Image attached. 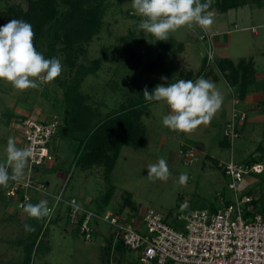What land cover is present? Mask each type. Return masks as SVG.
Wrapping results in <instances>:
<instances>
[{
	"label": "rangeland",
	"instance_id": "1",
	"mask_svg": "<svg viewBox=\"0 0 264 264\" xmlns=\"http://www.w3.org/2000/svg\"><path fill=\"white\" fill-rule=\"evenodd\" d=\"M11 2L24 6V0H3L0 1V11ZM210 13L214 23L208 31L193 25L192 28L181 27L169 34V38L173 37L183 44L184 52L189 56L188 67L193 72H198L199 69L196 68L201 53L204 57L205 47V44L199 42L198 36L205 33L216 36L214 43L211 40L210 65L213 61L217 63L221 58L230 61L234 68L239 65L248 68L250 65L253 72H247L245 79L253 81L252 86L254 83L260 84L261 80L256 81V75L261 74L258 78L264 75V1L259 8L247 3L223 14L213 11ZM141 19L132 8V1L106 0L98 32L86 45L85 53L76 58L75 65H88L93 59L104 54L99 68L84 77L80 84V92L87 97V103L95 107L100 116L118 110L119 104L126 105L129 98L143 97L147 86L151 93L159 84L166 86L178 80V77L174 76L175 65H181L179 59L176 61L177 54L171 57V63L166 67L169 72L166 80L161 79L160 75L155 76V73H148L141 64H136L127 55L128 48L140 45L148 47L152 54L156 52L159 40L138 28ZM5 24L0 18V27ZM56 59L61 62L63 68L58 78L68 81L72 71L64 62V55L57 52ZM162 68L164 69L163 66ZM161 70L159 69V72ZM228 71H223L226 75L225 84L217 70L213 69L209 80L222 95V106L210 123L200 125L191 134L171 131L163 126L162 118L170 114L171 109L163 101H154L146 106V110H140L139 122L144 126L145 135L142 147L123 146L108 174H105L101 165L92 166L89 171L75 166L77 142L60 135L57 128L48 144L53 157L50 163L53 169L33 167L31 178L38 183L44 181L50 187V180L60 173L62 176L59 186L63 185L64 197L76 198L78 203L95 213L110 211L139 225L140 216L148 209L169 219L170 215L173 216L175 211H178L182 201H187L189 208L195 209L215 204L216 194L226 196L228 191L225 187L226 178L220 169L214 166L213 161L225 162L230 154L233 160L241 161L254 152L257 144H261L264 149V111L260 105L254 106L255 109L251 110L249 116L244 115L247 119L246 127L241 128L231 148L217 145L222 136L224 120H228L231 113L228 100L230 90L227 87L232 88L234 85L228 80ZM243 71L244 69L236 71L238 78ZM38 83L40 86L36 89L21 91L10 83L0 81V163L5 162L7 158L8 138L15 136L6 125L8 115L14 114L15 103H24L30 107L33 105L48 115L47 117H51L50 115L58 109L62 112L60 89L51 82ZM16 145L22 148L21 143ZM183 146L188 147L193 154L190 162L187 158L183 161L179 157V150ZM254 155L263 157L264 152L255 151ZM160 158L167 161L171 173L167 181L149 179L147 175L148 167ZM261 164L264 168V159ZM9 173L11 174V168ZM24 173L25 178L26 168ZM181 173L188 175L185 184L179 182ZM254 179V176L246 177L243 186L251 189L254 200L260 198L259 201H263L257 205L264 208V186L257 187ZM11 183L10 180L7 187H0V264H21L26 255V247L31 250L29 262L25 261L24 264H43V261L49 264H139L135 252L123 247L120 251L112 249L116 244L115 236L111 235L113 230L105 223L97 222V231L92 239L83 240L75 230L69 229L68 226L61 227L63 223L57 215L45 226L44 219L29 217L23 209H17L13 200L5 197V191ZM37 196L42 197L38 193H31L33 202L29 203L36 204L44 200L35 199ZM25 225L34 230L25 231ZM105 235L108 236L105 238ZM107 245L109 249L106 250Z\"/></svg>",
	"mask_w": 264,
	"mask_h": 264
},
{
	"label": "built area",
	"instance_id": "2",
	"mask_svg": "<svg viewBox=\"0 0 264 264\" xmlns=\"http://www.w3.org/2000/svg\"><path fill=\"white\" fill-rule=\"evenodd\" d=\"M198 40L205 44V62H210L211 36L202 33ZM243 119V113L233 110L225 122L221 135L230 146L238 137L237 121ZM59 124L55 118H24L17 123L22 148L33 153L25 178L21 182L12 181L5 191V197L13 200L17 209L30 202L31 192L38 193L53 210L50 217L44 218V226L57 215L63 226L75 230L83 240L92 239L97 222L105 223L113 230L111 235L115 236L116 244L135 252L139 264H264V210L260 211L252 196L243 191L246 177L264 171L261 163L235 161L230 154L228 160L218 163L226 178L228 195L216 194V203L202 209H191L187 201H182L169 219L148 209L140 216L139 225L110 211L95 213L76 198L64 197L63 185L52 192L43 183L33 181L30 175L33 167H42L53 160L48 144ZM179 157L190 162L193 154L183 147Z\"/></svg>",
	"mask_w": 264,
	"mask_h": 264
},
{
	"label": "trees",
	"instance_id": "3",
	"mask_svg": "<svg viewBox=\"0 0 264 264\" xmlns=\"http://www.w3.org/2000/svg\"><path fill=\"white\" fill-rule=\"evenodd\" d=\"M105 1L24 0V6L11 2L0 11V18L6 24L12 19L23 20L31 24L34 30V46L46 59L56 58L57 52L64 55V62L68 66V69L72 71L69 80L57 78L51 82L60 89L63 101V110L60 117L61 123L58 126V132L60 135L77 142L74 159L75 166L87 169L92 166L101 165L105 174H108L114 166L115 160L123 146L131 148L142 147L145 135L144 127L139 122L140 110L142 108L146 110V106L150 102L146 101L144 97H132L127 99L126 105L119 104L118 110L105 116H100L96 108L87 103V97L80 92V84L84 77L93 74L99 68L104 56L102 54L100 58L93 59L88 65H75L76 58L85 53L86 45L101 26ZM263 1L207 0L209 3L207 11L223 14L229 10L242 7L247 3H251L259 8L262 6ZM204 2L206 0H201V3ZM181 47L180 43L176 44L172 38H169L168 41L157 42L155 54H152L148 47L140 45L136 48H128L127 55L136 64H141L148 73H155V76L158 77V70L169 58V50L174 49V51H179ZM204 60L201 62L197 75L205 68ZM219 65L222 73L225 69L229 70L227 73L228 80L237 88L238 97L242 99L246 86L253 83V81L245 79L244 76L247 72L252 73L253 68L250 65H248V68H244L243 65L234 68L231 62L227 60H220ZM240 69H244V71L239 74L240 78H238L236 71ZM183 73L184 71L179 72L178 80L191 79L190 74L183 77ZM238 79L240 80L237 85ZM259 85L264 98V78L261 79ZM259 105L264 111V99L260 101ZM237 125V132L239 134L243 123ZM262 125L264 128V120ZM218 145L229 147L230 143L222 136L221 141H218ZM183 147L180 150H183ZM263 150L261 144H257L254 152L252 151L241 161L248 164L261 163L264 156L258 157L254 153L255 151L264 152ZM213 164L220 169L217 161H213ZM251 176H254L257 187L264 186V171L259 175ZM243 191L251 195V189H247L245 186ZM259 199L253 200V204L257 205V203L263 202H260ZM259 209L260 211L264 210V208L260 207ZM121 248L119 244L112 247L115 251H120ZM105 249H109V246L107 245ZM30 250V247H26L25 261H29Z\"/></svg>",
	"mask_w": 264,
	"mask_h": 264
},
{
	"label": "clouds",
	"instance_id": "4",
	"mask_svg": "<svg viewBox=\"0 0 264 264\" xmlns=\"http://www.w3.org/2000/svg\"><path fill=\"white\" fill-rule=\"evenodd\" d=\"M132 8L142 17L138 28L159 41H168L169 34L181 27L197 25L208 31L214 23L212 14L207 11V0L204 3L201 0H132ZM33 40L34 30L31 24L23 20L12 19L0 27V81L22 91L36 89L40 86L38 81L52 82L61 75V62L56 58L46 59L36 50ZM143 97L149 102H165L171 113L163 116V126L185 134H191L200 125L210 123L223 102L216 85L204 77L195 81L180 79L166 86L159 84L151 93L145 87ZM6 153V161L0 163V187H7L10 180L21 182L33 155L29 148H18L13 137L8 138ZM147 175L149 179L167 181L171 175L167 161L160 158L151 164ZM187 180V173H181L179 182L185 184ZM21 207L36 220H43L53 213L47 201L26 203ZM33 230L25 225V231Z\"/></svg>",
	"mask_w": 264,
	"mask_h": 264
},
{
	"label": "crops",
	"instance_id": "5",
	"mask_svg": "<svg viewBox=\"0 0 264 264\" xmlns=\"http://www.w3.org/2000/svg\"><path fill=\"white\" fill-rule=\"evenodd\" d=\"M215 37L216 36H211V40H212L213 43L216 41ZM171 38L174 40V42L176 44L180 43L182 45V47L179 49V51H174V49H171L170 52H173V53L170 54V52H169V58L163 64L164 69L161 67L160 69H162V70L160 72L158 70L159 75H160L161 78L162 77H166L168 75L169 72H168V69L166 67L171 63V57L172 56L174 57V55L177 54L178 57H177L176 61L178 62V59H179V62L181 63V65L180 66L177 65V64L175 65L176 72H175L174 76L178 77L179 72L180 71H184L182 76L185 77V76L190 74L191 80H193V81H195L199 77H204L205 79L209 80L212 77L211 74L213 73V69H216L217 72H218V75L221 77L223 82L226 84L224 75H223L222 71H220L221 69H220V65H219V61L222 58L220 60H218L217 63H215L213 61V64L210 65L209 62H207V63L205 62L204 57H203V55L201 53V58L199 59V64H198V67L196 68V70L199 69L202 60H204L205 68L199 75H197V71L194 70L195 72H193L188 67V57L189 56H188V54H186V52H184L183 44L181 42H177L173 37H171ZM260 75H256V81H259V80L264 78L263 74H262L263 75L262 77L258 78V76H260ZM254 84H255L254 86H252V84L246 86L242 99H239V97H238L239 94H238V91H236L237 88L235 86L232 87V88L231 87L230 88L227 87L228 90H230L229 93H228V100H229V105L231 106V112L233 110H235L237 112L243 113L244 115L248 114V116H249L251 110L255 109L253 107L259 105L258 102L262 100L263 96H262V92H261V89H260V85L257 84V83H254ZM152 102H154V101H152ZM150 103H148L147 105H149ZM51 109L53 110L54 107H51ZM13 111H14L13 115H8V117L6 119V125H7V127L9 129H11V131L14 132V134H15L14 139L16 141V144H20V143L22 144L21 133L19 131V128L17 127L18 126L17 123H18V121H20V120H22L24 118H29V117H32V118L34 117L35 118L36 117V119H32V120H39L41 118L50 120L52 118H55V119L57 118L56 120L61 123V118L60 117H61L62 112L59 109H58V111H55V112L53 111L54 112L53 114H51V111H50V114H51L50 116L51 117H47L48 115H45L42 111H40L38 108H35L33 105L30 107V106H26L24 103H20L19 102V103H15V105H13ZM230 115H231V113H230ZM230 115H229V117H230ZM54 116H56V117H54ZM226 120H227V118L224 120V122H226ZM237 123L239 125H241L243 123L241 128L244 129V127H246V123H247L246 116H245V118L243 120H241V121L238 120ZM221 139H222V136L220 138V141H221ZM217 145H218V142H217ZM218 146L222 147L220 145H218ZM229 147L231 148V146H229ZM218 163H221V161L218 160ZM42 167H45L43 169H53L52 168V164H47V165H44ZM91 168H87V169H83V170L89 171ZM80 175H82V174H80ZM61 176L62 175H60V173L55 174L53 179L50 180L51 181L50 187L48 186V184L46 182H44V181H40V182H43V184L48 187L47 188L48 190L54 192L55 190H57V188H59V181L61 179ZM31 193H30V196H31ZM35 199H37V200L39 199L40 200L41 198H39L37 196ZM30 202H33V197H31ZM59 220H60V218H59ZM61 227L65 228V226H62V225H61ZM107 236L105 235V238ZM24 263H25V260H22L21 264H24ZM42 263L43 264H49V263L44 262V261Z\"/></svg>",
	"mask_w": 264,
	"mask_h": 264
}]
</instances>
